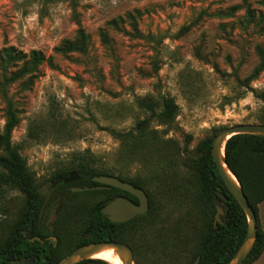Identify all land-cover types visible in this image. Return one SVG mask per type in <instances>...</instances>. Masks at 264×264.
Wrapping results in <instances>:
<instances>
[{
	"label": "rangeland",
	"instance_id": "1",
	"mask_svg": "<svg viewBox=\"0 0 264 264\" xmlns=\"http://www.w3.org/2000/svg\"><path fill=\"white\" fill-rule=\"evenodd\" d=\"M233 6L240 9L227 17ZM79 29L86 54L54 51ZM257 45L264 49V0H0V50H35L51 60L30 85L19 80L7 88L19 118L11 143L41 197L44 237L62 232L67 248L84 231L96 197L52 186L60 172L78 181L76 167L146 191L149 210L126 233L134 264H195L207 224L221 222L224 212L205 207L192 162L198 144L218 131L260 125L264 105L253 92L264 90V70L248 79ZM145 97L172 98L173 122L152 119L137 130L147 114L135 101ZM4 107L0 95V130ZM31 129L42 130L44 140L29 138ZM1 194L0 245L23 206L17 191ZM257 208L264 232V201ZM250 264H264V252Z\"/></svg>",
	"mask_w": 264,
	"mask_h": 264
},
{
	"label": "trees",
	"instance_id": "2",
	"mask_svg": "<svg viewBox=\"0 0 264 264\" xmlns=\"http://www.w3.org/2000/svg\"><path fill=\"white\" fill-rule=\"evenodd\" d=\"M238 9H240L238 6L229 8L226 16L233 17ZM244 17L248 21H252L253 13L249 8L245 9ZM101 39L104 43L107 42V37L104 34H101ZM87 46V35L82 29H79L74 39L62 42L54 51L62 55L70 53L86 54ZM255 51L258 63L249 76V80L256 78L264 70V49L257 45ZM44 62L50 63L51 60L46 59L39 51L32 50L26 54L15 51L12 47L0 50V95L5 104L4 125L0 130V194L5 193L7 190H14L23 197L20 214L15 220L12 230L0 245V264H14L15 262L55 264L74 249L89 243L118 242L127 245V229L136 218L145 215H139L128 222L111 223L101 213V209L118 196L137 203L132 195L112 187L79 192L67 191L71 196L88 195L96 197L95 202L86 209L87 223L76 244L67 247L68 249L62 248L65 235L59 231L51 233L56 238L55 244L50 241H44L43 243L35 240L31 241L34 237L44 239L41 232L44 226L40 224L39 220L42 201L33 186L24 158L20 155L18 147L11 143V133L18 124L19 118L18 111L7 95V88L10 84L19 80H23L24 84L30 85L35 78L36 70ZM253 96L264 105V90L258 93L253 92ZM135 103L140 110L147 114L145 119L137 123V130L143 129L142 127L152 119L162 125H170L177 116V105L172 98L160 97L158 101H153L145 97L136 99ZM49 119L53 123L56 122L54 108L49 111ZM258 121L264 125V117H260ZM41 132L42 130L31 129L28 137L42 141L45 135H41ZM219 132L198 144L196 149L198 155L192 162L198 182L199 196L205 207L210 212H214L215 205H218L224 212L221 222L216 223V225L212 222L207 224L195 264H228L246 233L244 213L227 191L211 158L212 140ZM109 133L116 138L122 135L113 130H109ZM224 156L228 168L239 181L244 195L256 215L257 206L264 201V137L248 134L234 135L226 141ZM77 168H82V164H77ZM74 170L80 178L78 181L65 184L68 174L60 172L52 178V186H61L66 189L68 187L94 188L99 185L92 181L93 177L111 176L105 173H93L90 170L81 172L76 167ZM118 179L143 190L137 183L122 178ZM143 191L147 195L146 191ZM258 227L257 225L254 245L242 264L254 262L264 252V232ZM77 264L109 263L98 259H88Z\"/></svg>",
	"mask_w": 264,
	"mask_h": 264
},
{
	"label": "water",
	"instance_id": "3",
	"mask_svg": "<svg viewBox=\"0 0 264 264\" xmlns=\"http://www.w3.org/2000/svg\"><path fill=\"white\" fill-rule=\"evenodd\" d=\"M239 134L264 137V125H238L225 128L215 135L212 140L210 150L212 161L220 179L224 183L227 191L241 208L246 220L245 236L228 264L243 263L254 245L257 232L256 215L249 205L239 181L228 168L224 156L226 141L232 136ZM71 181H73L72 175L69 176L67 182ZM92 181L99 186L94 188H73L71 190L74 192H79L112 187L132 195L137 200V203H133L125 197L118 196L110 201L106 206H104L101 209V213L107 217L111 223L128 222L139 215H144L147 213L149 209L148 198L142 189L135 188L131 183L122 181L114 176H96L92 178ZM216 208L220 213L222 208L220 206H216ZM214 225H216V223H214ZM50 239L52 241L56 240L54 237H51ZM34 240L42 243V239L38 237L31 239V241ZM105 251H112L113 254L118 257L121 264H134V255L132 249L128 245L118 242H98L79 246L55 264H77ZM14 264H24V262H15Z\"/></svg>",
	"mask_w": 264,
	"mask_h": 264
},
{
	"label": "bare ground",
	"instance_id": "4",
	"mask_svg": "<svg viewBox=\"0 0 264 264\" xmlns=\"http://www.w3.org/2000/svg\"><path fill=\"white\" fill-rule=\"evenodd\" d=\"M92 258H97L99 260L105 261L109 264H121L120 260L112 251H105L92 256Z\"/></svg>",
	"mask_w": 264,
	"mask_h": 264
},
{
	"label": "flooded vegetation",
	"instance_id": "5",
	"mask_svg": "<svg viewBox=\"0 0 264 264\" xmlns=\"http://www.w3.org/2000/svg\"><path fill=\"white\" fill-rule=\"evenodd\" d=\"M50 238H51V236L44 237V239L42 240V243H43L44 241H50V242H52L53 244H55V243H56V240H55V241H52Z\"/></svg>",
	"mask_w": 264,
	"mask_h": 264
}]
</instances>
